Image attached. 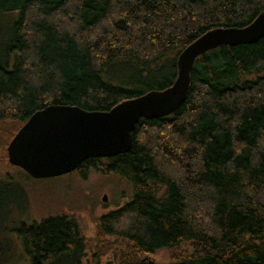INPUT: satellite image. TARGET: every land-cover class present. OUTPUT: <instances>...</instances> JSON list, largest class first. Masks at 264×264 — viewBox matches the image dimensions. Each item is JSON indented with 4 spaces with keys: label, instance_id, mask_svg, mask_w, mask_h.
Wrapping results in <instances>:
<instances>
[{
    "label": "trees",
    "instance_id": "16d2710c",
    "mask_svg": "<svg viewBox=\"0 0 264 264\" xmlns=\"http://www.w3.org/2000/svg\"><path fill=\"white\" fill-rule=\"evenodd\" d=\"M12 10L0 56V125L11 127L0 163L8 165L7 143L35 111H105L164 89L189 43L215 27L246 26L264 0H0V15ZM89 168L121 178L129 199L99 217L87 259L72 216L22 223L25 264H264V36L198 56L174 112L141 118L127 152L64 175ZM110 239L124 246L102 263ZM161 249L168 262L148 257Z\"/></svg>",
    "mask_w": 264,
    "mask_h": 264
},
{
    "label": "water",
    "instance_id": "95a60500",
    "mask_svg": "<svg viewBox=\"0 0 264 264\" xmlns=\"http://www.w3.org/2000/svg\"><path fill=\"white\" fill-rule=\"evenodd\" d=\"M263 36L264 11L246 26L215 27L194 39L178 55L176 78L164 89L125 99L105 111L47 105L31 114L14 133L6 146L7 161L31 178L42 179L67 174L88 158L127 152L141 118L169 115L183 103L198 56L221 45L251 44ZM106 199L104 194L102 200Z\"/></svg>",
    "mask_w": 264,
    "mask_h": 264
},
{
    "label": "rangeland",
    "instance_id": "374dc122",
    "mask_svg": "<svg viewBox=\"0 0 264 264\" xmlns=\"http://www.w3.org/2000/svg\"><path fill=\"white\" fill-rule=\"evenodd\" d=\"M17 13V10H12L0 15V56L4 55L12 36ZM10 129L9 123L0 125V140L7 136ZM0 178V247L3 248L0 261L5 264H25L17 235L22 223L28 225L56 214L72 216L77 221L88 245L87 259L94 246L99 217L123 204L131 193L121 178L93 168H89L84 177L71 173L35 179L19 167L1 162ZM104 194L106 201L102 200ZM105 243L108 249L101 257L102 263L111 259L112 251L124 246L122 240L116 239ZM170 253L161 249L148 254V257L166 263Z\"/></svg>",
    "mask_w": 264,
    "mask_h": 264
}]
</instances>
